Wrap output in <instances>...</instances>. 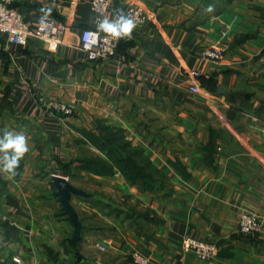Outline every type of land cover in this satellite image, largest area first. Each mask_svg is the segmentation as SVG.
<instances>
[{"label": "crops", "instance_id": "obj_1", "mask_svg": "<svg viewBox=\"0 0 264 264\" xmlns=\"http://www.w3.org/2000/svg\"><path fill=\"white\" fill-rule=\"evenodd\" d=\"M89 2H14L32 28L42 8L65 25L55 50L0 33V135L23 132L29 147L14 177L0 171V264H134L133 251L152 264H264V0H110L102 19L133 6L146 20L96 61L80 46L97 27ZM214 45L223 55L204 58ZM48 99L73 113L46 110ZM105 128L141 150L146 179L82 164L107 160ZM54 174L92 194L71 199L78 245ZM243 211L261 217L259 234L238 231ZM185 236L216 254L184 252Z\"/></svg>", "mask_w": 264, "mask_h": 264}, {"label": "built area", "instance_id": "obj_2", "mask_svg": "<svg viewBox=\"0 0 264 264\" xmlns=\"http://www.w3.org/2000/svg\"><path fill=\"white\" fill-rule=\"evenodd\" d=\"M16 0H0V33L7 36V41L15 44H26L30 39H38L47 44L48 49L55 50L61 44V36L65 25L52 16H48L47 27L39 22L34 28L30 27L24 18L14 8ZM110 0H90L89 6L95 16L96 24L107 11ZM126 16L132 18L136 24H142L146 20V14L140 7L127 6ZM81 48L87 53L89 60H107L110 59L117 48L118 40H114L106 33L96 28H85L81 32ZM223 55V50L219 46H207L202 50V56L206 59L217 60ZM191 75L198 72L193 70ZM189 90L197 92L198 87L190 85ZM43 108L53 113L63 116L73 113L74 106L60 100L48 99L42 102ZM263 223L261 217L250 211H243L238 218V231L247 236H255L262 230ZM181 249L184 252L192 251L194 254L204 260H210L217 252V245L185 236L180 242ZM131 261L134 264H152L148 255L133 251L130 254ZM34 264H51L49 262L37 261Z\"/></svg>", "mask_w": 264, "mask_h": 264}, {"label": "clouds", "instance_id": "obj_3", "mask_svg": "<svg viewBox=\"0 0 264 264\" xmlns=\"http://www.w3.org/2000/svg\"><path fill=\"white\" fill-rule=\"evenodd\" d=\"M209 11H211V8ZM41 12H43L44 15L40 18V23L47 27L46 21L50 15L51 9L42 8ZM135 27V21L122 12H118L114 19L104 17L97 22V29L106 33L114 40L124 38L130 40ZM28 151L29 147L25 133L4 130L3 135H0V171L14 177L16 175V169L19 167L20 160Z\"/></svg>", "mask_w": 264, "mask_h": 264}, {"label": "trees", "instance_id": "obj_4", "mask_svg": "<svg viewBox=\"0 0 264 264\" xmlns=\"http://www.w3.org/2000/svg\"><path fill=\"white\" fill-rule=\"evenodd\" d=\"M103 136L98 145L106 152L107 160L90 156L82 160L85 167L102 172L110 171L115 166L132 180H144L150 175L149 162L143 157L141 150L132 148L120 132L105 128Z\"/></svg>", "mask_w": 264, "mask_h": 264}, {"label": "water", "instance_id": "obj_5", "mask_svg": "<svg viewBox=\"0 0 264 264\" xmlns=\"http://www.w3.org/2000/svg\"><path fill=\"white\" fill-rule=\"evenodd\" d=\"M52 183L55 187V191L53 195L56 197L58 202L60 203L64 213L67 215V219L71 223L73 227L71 242L74 245H78V242L81 237L82 224L79 221L78 215L71 204L72 197H81V198H89L92 194L85 192L84 190L75 187L72 185L69 180L62 175H53Z\"/></svg>", "mask_w": 264, "mask_h": 264}]
</instances>
